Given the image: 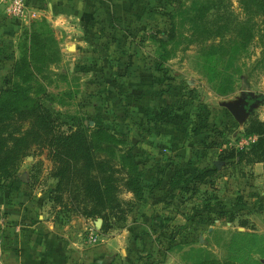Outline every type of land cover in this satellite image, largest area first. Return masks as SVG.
Here are the masks:
<instances>
[{"label":"rangeland","instance_id":"obj_1","mask_svg":"<svg viewBox=\"0 0 264 264\" xmlns=\"http://www.w3.org/2000/svg\"><path fill=\"white\" fill-rule=\"evenodd\" d=\"M127 2L137 6L134 15L120 18L105 41L85 28L79 54L66 47L76 43L72 35L55 36L45 18H31L15 41L0 103L13 106L5 108L10 115L41 104L55 132L87 125L98 154L115 160L120 179L135 175L134 164L144 172L139 192L119 183L120 209L85 217L81 191L67 193L54 177L57 162L43 135L29 139L28 156L18 161L32 198L59 233L88 250L91 227L98 242L126 240L139 264H264L246 253L256 249L260 258L263 239L227 228L236 200L218 197L213 179H196L230 168L221 152L242 149L247 123L264 114V0ZM171 31L170 58L162 63L157 42ZM24 58L33 68H20ZM161 109L165 120L153 122ZM19 120L16 129L27 130L29 121Z\"/></svg>","mask_w":264,"mask_h":264},{"label":"crops","instance_id":"obj_2","mask_svg":"<svg viewBox=\"0 0 264 264\" xmlns=\"http://www.w3.org/2000/svg\"><path fill=\"white\" fill-rule=\"evenodd\" d=\"M127 1L29 0L27 14L21 21L7 19L0 6V90L6 85L5 75L13 61L10 55L16 51L15 41L31 18H45L55 36L70 38L72 35L76 43L66 47L76 49L79 54L83 47L81 38L87 37L85 28H93V37L105 41L118 27L120 18H126L128 13L134 15L131 10L137 6L127 5ZM70 20L75 22L73 28ZM257 119L264 122V114ZM253 141L255 137L247 138L242 148ZM232 167L239 170H232ZM225 168L218 167L219 173L211 179L218 183L215 186L218 197L236 200V212L227 228L236 234L264 240L263 164L235 162ZM24 171L19 167L12 177L0 182V264H139L134 261L136 257L129 254L128 242L122 238L88 244V250L68 233H59L56 225L39 211ZM205 182L210 183V179ZM241 222H247V226H241ZM259 252L260 258L256 249L246 253L252 257V262H264V244Z\"/></svg>","mask_w":264,"mask_h":264},{"label":"trees","instance_id":"obj_3","mask_svg":"<svg viewBox=\"0 0 264 264\" xmlns=\"http://www.w3.org/2000/svg\"><path fill=\"white\" fill-rule=\"evenodd\" d=\"M173 37L174 32L171 31L167 40L161 38L157 42L161 50L158 59L162 63L170 58L166 47ZM22 65L20 68L23 70L33 68L31 60L27 62L26 58L22 60ZM34 68L36 69V67ZM2 93L4 91L0 90V95ZM7 105H10L11 109L13 108L9 103H0V182L12 177L17 172L18 161L28 156L26 150L30 149L31 137L35 140H41L40 136L46 135L49 137L52 158L57 162V171L54 177L58 180V184L64 181L67 193L70 194L71 189L81 191L80 202L89 206L88 211L85 212V217L99 216L105 218L108 214L112 215L115 209L119 210V183H122V187H125L127 191L134 194L139 192L136 184L142 180L144 172L138 170L137 164H134L135 175L130 176V180L120 179L115 160L111 156L102 157L98 154L99 151L93 143L92 136H90L91 131L87 125L81 124L69 134H63L55 132L52 116L41 104L36 103L27 111H18L14 115L9 114L11 113L10 109L5 111ZM165 111L166 109H161L152 121L163 122L166 118V115L163 114ZM17 117L20 118L19 122L22 124L24 120L29 121L27 130L23 131L19 126L16 129ZM15 119H17L16 122H14ZM102 134L106 135V132L102 131ZM243 136L246 138L255 137V141L249 143L246 148H230L222 151L220 160L230 165L237 162L261 163L264 166V122L257 119L250 120L244 129ZM30 138L31 143L29 142ZM127 155L134 158L131 152H128ZM215 173V170L205 171L199 174L196 179L200 184H203L206 180L211 179ZM77 199L78 197L74 198V205L71 204L72 206H77ZM54 201L57 203L61 201V198H54ZM32 218L34 220V217ZM240 224L247 226V222Z\"/></svg>","mask_w":264,"mask_h":264},{"label":"built area","instance_id":"obj_4","mask_svg":"<svg viewBox=\"0 0 264 264\" xmlns=\"http://www.w3.org/2000/svg\"><path fill=\"white\" fill-rule=\"evenodd\" d=\"M29 0H0V6L3 8L4 15L7 19L13 21H21L25 18L28 11ZM90 236L88 244H95L97 238H95V229L89 228Z\"/></svg>","mask_w":264,"mask_h":264},{"label":"water","instance_id":"obj_5","mask_svg":"<svg viewBox=\"0 0 264 264\" xmlns=\"http://www.w3.org/2000/svg\"><path fill=\"white\" fill-rule=\"evenodd\" d=\"M230 112L235 118H239V111L237 109H230Z\"/></svg>","mask_w":264,"mask_h":264}]
</instances>
